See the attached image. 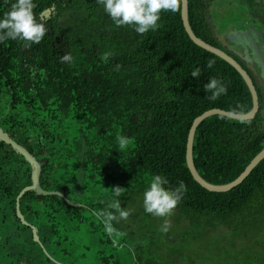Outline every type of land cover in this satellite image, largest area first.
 Listing matches in <instances>:
<instances>
[{
    "label": "trees",
    "instance_id": "trees-1",
    "mask_svg": "<svg viewBox=\"0 0 264 264\" xmlns=\"http://www.w3.org/2000/svg\"><path fill=\"white\" fill-rule=\"evenodd\" d=\"M212 1L188 0L190 28L247 72L259 102L252 119L211 115L195 129L192 159L198 175L209 184L225 185L264 148V92L245 66L246 59L219 48L210 23ZM14 2L0 0V18ZM33 3L37 22L47 29L40 43H0V128L39 162L43 193L27 191L20 197L19 209L28 224L23 225L15 204L19 192L32 183L31 167L19 152L0 142V264H55L52 255L68 254L62 247L68 234L64 222H82L86 210L97 217L96 212L113 199L123 207L127 195L143 200L156 174L167 179L168 189L180 182L186 187L175 207L177 224L184 220L225 229L238 224L248 231L240 235L250 234L255 245V261L246 264H264V157L240 185L223 193L201 187L187 168V139L194 119L210 109L248 113L252 97L229 63L190 40L182 23L181 0L177 12L162 11L159 27L143 35L131 26L116 27L97 0ZM109 51L113 55L102 61ZM64 55H71L73 62H64ZM196 68L200 75L193 78ZM212 78L227 86L215 101L204 89ZM119 135L131 138L124 150L118 147ZM90 181L92 186H117L122 191L77 205L85 202V184ZM31 226L39 242L33 241ZM113 227L118 232L115 221ZM145 235L130 241L121 237L115 245L106 235L101 242L110 245V252L98 257L100 264H183L180 249L171 252L162 240L156 243ZM152 245L169 254L164 258Z\"/></svg>",
    "mask_w": 264,
    "mask_h": 264
},
{
    "label": "rangeland",
    "instance_id": "rangeland-1",
    "mask_svg": "<svg viewBox=\"0 0 264 264\" xmlns=\"http://www.w3.org/2000/svg\"><path fill=\"white\" fill-rule=\"evenodd\" d=\"M210 14V23L218 38V46L222 50L228 51L227 48L233 50L235 46L239 47L245 36L253 38L254 33L264 34V0H213ZM246 67L250 68L255 81L264 92L263 72L250 64ZM91 184L92 181L85 184L88 188V193L83 198L85 202L77 201L75 202L77 205L90 204L91 201L97 202L110 197L114 195L112 189L117 187H100ZM133 199L129 195L123 198L122 208L129 210L130 215L127 219L119 220L118 223L115 221L118 232L107 233L99 218L94 217L88 210L82 213V222H78L77 218L64 222L63 226L68 234L65 236L66 242L62 244V247L68 254L61 256L60 253H56L51 256L52 262L55 264H100L98 257L108 255L110 252V245L101 242L107 239L106 235H111L115 245L116 242L121 241V237L130 241L141 239L146 236L145 234H150L157 239L156 243H161L162 240L164 246L172 249L171 252L173 250L178 252L180 249L179 254L182 255L183 264H246L249 261H255L254 241L250 238V234L246 238L240 235L248 231L238 224L226 229L203 223L192 224L184 220L177 224L174 216L177 214L175 208L168 217H155L144 212L141 198ZM172 217L173 220H171ZM165 220L169 222V228L167 232H161L160 228ZM93 225L95 231L91 232ZM63 226L61 224L60 228ZM239 239L243 241L240 242ZM261 239L263 241L264 237ZM150 248L155 251L153 245ZM168 252L164 249L157 254H162L164 257L169 254ZM36 260H40V257L38 256Z\"/></svg>",
    "mask_w": 264,
    "mask_h": 264
},
{
    "label": "clouds",
    "instance_id": "clouds-1",
    "mask_svg": "<svg viewBox=\"0 0 264 264\" xmlns=\"http://www.w3.org/2000/svg\"><path fill=\"white\" fill-rule=\"evenodd\" d=\"M98 4L103 6V11L110 18L116 27L131 26L137 34L143 35L148 31H155L159 25L160 13L162 11L177 12L180 7V0H97ZM35 4L33 0H15L2 18H0V43L6 40H23L38 44L44 37L47 29L41 23H38L33 9ZM112 52H104L101 60L107 62L112 56ZM64 62L72 63L71 55H64L61 58ZM213 62L209 61L207 67L211 68ZM119 64L115 66L118 70ZM200 75V69L196 68L191 72V77L197 78ZM205 91L211 93L209 100L215 101L218 97L227 92V86L216 78L210 79L204 85ZM118 147L121 150L127 148L131 138L119 135L116 137ZM167 179L159 174L153 175L143 193V209L147 214L155 217H168L172 210L181 200L186 187L183 182L174 189H168ZM114 196L120 194V188L112 189ZM107 233L112 234L115 229L113 221L117 223L121 219H127L130 215L129 210L121 207L118 199H113L107 206L96 212ZM169 222L164 221L161 226V232H167Z\"/></svg>",
    "mask_w": 264,
    "mask_h": 264
},
{
    "label": "water",
    "instance_id": "water-1",
    "mask_svg": "<svg viewBox=\"0 0 264 264\" xmlns=\"http://www.w3.org/2000/svg\"><path fill=\"white\" fill-rule=\"evenodd\" d=\"M187 6H188V0H181L182 23H183V27L185 29V32L189 36L190 40L194 44L199 46L200 48H202V49H204L210 53L215 54L216 56L222 58L224 61L229 63L244 79V81H245V83H246V85L250 91L251 97H252V109L248 113L235 114L232 112L223 111V110H219V109H210V110L202 113L198 117H196L194 119V121L192 122V125H191L190 130H189L188 139H187V146H186V164H187V168H188L191 176L201 187H203L207 191L214 192V193H223V192H227V191L237 187L238 185H240L244 181V179L249 175V173L252 171V169L264 157V148L250 161V163L247 165V167L244 169V171L235 180H233L232 182L225 184V185H212V184H209L206 181H204L198 175V173L194 167V163H193V159H192V145H193V137H194L195 129L197 128L198 124L201 121H203L205 118H207L211 115H223V116H227L229 118L237 119V120L252 119L258 110V106H259L258 95H257L256 89L252 83V80L250 79L247 72L233 58L228 56L226 53L220 51L216 47H213V46L205 43L204 41H202L201 39L197 38L194 35V33L192 32L190 25L188 23ZM241 57H243L245 59V56H241ZM0 142H3L7 145H10L13 149H15L17 152H19L31 167L32 183H31V185L24 187L19 192V194L16 197V204H15V210H16L17 217L19 218V220L21 221V223L23 225H28L27 222L24 220L21 212H20L19 199L27 191H37V192L43 193L39 189L40 164L33 157V155L30 152H28L22 146L18 145L15 141H13L9 137V135L2 130V128H0ZM31 229H32V235H33V241L39 242L38 235L36 233V229L33 226H31Z\"/></svg>",
    "mask_w": 264,
    "mask_h": 264
},
{
    "label": "flooded vegetation",
    "instance_id": "flooded-vegetation-1",
    "mask_svg": "<svg viewBox=\"0 0 264 264\" xmlns=\"http://www.w3.org/2000/svg\"><path fill=\"white\" fill-rule=\"evenodd\" d=\"M253 38L251 36H245L240 46H235L232 51L235 52L239 58L245 56V66L250 64L257 67L259 70H264V36H262L261 39L257 37ZM248 69L250 71L249 67Z\"/></svg>",
    "mask_w": 264,
    "mask_h": 264
}]
</instances>
